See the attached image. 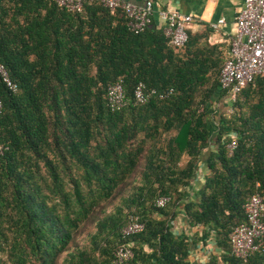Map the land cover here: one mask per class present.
Here are the masks:
<instances>
[{"label":"trees","instance_id":"16d2710c","mask_svg":"<svg viewBox=\"0 0 264 264\" xmlns=\"http://www.w3.org/2000/svg\"><path fill=\"white\" fill-rule=\"evenodd\" d=\"M169 46L163 30L134 34L97 2L72 13L0 0V63L18 85L14 94L0 80V264H116L124 243L134 256L123 264H191L196 249L210 251L205 264H264V238L247 260L230 242L247 200L264 198V76L231 101L210 73L216 61ZM121 78L129 103L112 111L107 89ZM139 83L157 92L143 105ZM206 150L210 174L191 195ZM97 211L89 247L72 248ZM132 216L145 229L124 239Z\"/></svg>","mask_w":264,"mask_h":264},{"label":"built area","instance_id":"2783aa9c","mask_svg":"<svg viewBox=\"0 0 264 264\" xmlns=\"http://www.w3.org/2000/svg\"><path fill=\"white\" fill-rule=\"evenodd\" d=\"M53 1L60 8L72 13H82L87 5L94 2L102 4L112 14L121 11L127 19L129 30L137 35L144 33L153 22L152 1H148L144 6H138L126 0ZM159 14L165 23L163 33L169 45L176 50H183L189 41V28L195 19L177 10L161 11ZM214 27L217 28V26ZM259 76H264V0H245L244 7L237 17V34L231 40L230 50L220 72V88L228 92L231 101H235L236 97ZM0 80L12 93L18 92V85L12 81L7 68L2 63H0ZM170 93L160 94V97L164 98ZM155 94H157L155 90L147 91L146 85L139 83L134 90V101L138 105H143ZM107 101L112 111H120L128 105L129 100L122 78L109 85ZM2 107L0 99V112ZM236 146L237 143L234 141L229 146L231 152ZM5 151V145L0 142V159ZM169 201V198L162 197L156 205L164 208ZM244 210L247 223L234 229L230 242L234 256L247 260L260 248L264 238V198L260 195L250 197ZM144 229L145 224L138 217L132 216L127 225L123 227L121 234L124 239H127L141 233ZM133 256L134 253L130 246L124 243L115 252V263L123 264L130 261Z\"/></svg>","mask_w":264,"mask_h":264},{"label":"crops","instance_id":"0c3cea01","mask_svg":"<svg viewBox=\"0 0 264 264\" xmlns=\"http://www.w3.org/2000/svg\"><path fill=\"white\" fill-rule=\"evenodd\" d=\"M138 6H144L148 1L153 2L154 15L152 29L161 31L164 21L160 18L161 11L177 10L191 15L195 21L189 28V41L183 50H176L169 46L177 57L185 59L187 55L203 61H216V66L210 73H220L230 50L232 38L237 34V17L244 7L245 0H126ZM45 12V11H44ZM224 21L223 23H220ZM214 26H217L215 28ZM208 150L202 155L199 162L196 178L189 188L191 195L195 193L210 174L207 167ZM176 222L175 230L182 234L187 229L185 213ZM212 250L217 251L214 242ZM210 251L196 249L190 255L191 264H205Z\"/></svg>","mask_w":264,"mask_h":264},{"label":"rangeland","instance_id":"374dc122","mask_svg":"<svg viewBox=\"0 0 264 264\" xmlns=\"http://www.w3.org/2000/svg\"><path fill=\"white\" fill-rule=\"evenodd\" d=\"M225 112V109H224ZM232 111L231 109H227L226 113L230 114ZM234 113V112H233ZM129 190V186L125 187L124 190L120 191L117 196L115 197V199L113 200V202H109L108 205H106V211L110 212L114 209L115 206H117L118 204H120L121 198L123 196L127 195V191ZM104 215V213L97 211L94 216L85 224L82 226L79 235L77 236L75 242H73L71 244L72 248L75 247L76 245H79V247H89L90 245V235L93 234L95 232V228H96V221L98 219H100L102 216ZM178 232V231H177ZM210 249H212V246L210 245ZM65 257V255H62L59 259V264L62 263L63 258Z\"/></svg>","mask_w":264,"mask_h":264}]
</instances>
